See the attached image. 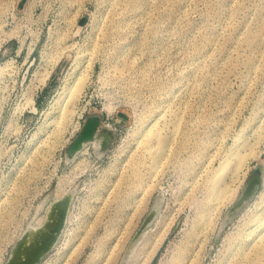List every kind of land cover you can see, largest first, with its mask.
<instances>
[{
    "label": "rangeland",
    "instance_id": "rangeland-1",
    "mask_svg": "<svg viewBox=\"0 0 264 264\" xmlns=\"http://www.w3.org/2000/svg\"><path fill=\"white\" fill-rule=\"evenodd\" d=\"M69 195L36 264H264V0H0V264Z\"/></svg>",
    "mask_w": 264,
    "mask_h": 264
},
{
    "label": "bare ground",
    "instance_id": "bare-ground-1",
    "mask_svg": "<svg viewBox=\"0 0 264 264\" xmlns=\"http://www.w3.org/2000/svg\"><path fill=\"white\" fill-rule=\"evenodd\" d=\"M76 87H77V89H79V86H76ZM74 89H75V87L73 88L71 86V88H69L67 93L69 94L72 91L74 93ZM77 127H79V126H77ZM151 134L155 138L154 141H156V144L160 150H163L169 146V142L171 141L169 139L170 135H166V134L162 133L161 131H156L155 133L151 132ZM140 139L136 142V146H137L136 149H138V147H143L142 149H144L146 147V153L147 154L145 153V150H144V153H142V154H144L145 156L146 155L150 156V154L152 153V151H151L152 143H150V141H148V142H146V144L144 146H142V144H144V143ZM85 142H87V141H85ZM84 143L82 144L81 147L77 148L76 150L71 152L69 155H71V156L74 155L75 152H77V150H79V149H81V150L85 149L83 146ZM253 149L254 148L252 147L250 149V151H246V152H241L240 150H242V149H239L234 153L235 155L232 154L233 157H235V156L237 158L239 157V160H237L238 161V166H236L237 168L238 167L240 168L243 165V163H245L246 160H248L250 155L255 154ZM160 159H161V157L157 156V153H156V155L153 156V163L144 165L145 170L147 172H149L152 170L151 168L153 166H156V168H157V165H159L158 162H160ZM231 159H233V158H231ZM231 159H229L228 157L226 158V160L223 162V165L218 169V173L215 175V181H213V186H212L213 197L218 202H224V200L227 199L230 194H232V188L231 187L226 188L220 184V181H221L220 177L224 174V172L227 170V168H229V163L231 161L236 160V159H234V160H231ZM130 161H131L130 164H131L132 168H135L134 169L135 173L132 176H129V178H131V180H132V183H131L132 186H135L136 183L138 182V180L141 181L142 173L137 171L138 167L136 166V164L138 161L137 160L136 161L130 160ZM236 164L237 163H235L233 165H236ZM133 165H134V167H133ZM148 176H150V175H148ZM69 177H70V179H72V176H69ZM70 179H68V180H70ZM59 186H60L61 192L65 191L66 186H64V187L62 185H59ZM233 190H235V189H233ZM58 192H59V190H58ZM69 199H70V195L68 196L67 200L66 199L65 200H60V199L54 200V202L52 203L51 210L48 213L46 220L41 224L38 223L36 225L29 226L30 228H29L27 234L24 236H21V238L17 241L13 252L11 253L10 257L8 258L7 262H9V260H10L9 264H32V262H31L32 257H34L39 251L47 250L49 247H51L53 245L54 241L51 242L52 234L56 230V227L59 226L60 224H63L64 221L66 220V213H67V206H68ZM4 200H7V198ZM263 210H264V208H263ZM152 214H153V212L147 218L146 222H148V220L150 219ZM146 222L142 225V228H144ZM139 233L140 232H138V234ZM7 262H5V264Z\"/></svg>",
    "mask_w": 264,
    "mask_h": 264
},
{
    "label": "water",
    "instance_id": "water-1",
    "mask_svg": "<svg viewBox=\"0 0 264 264\" xmlns=\"http://www.w3.org/2000/svg\"><path fill=\"white\" fill-rule=\"evenodd\" d=\"M98 125H99V118L97 116L89 117L86 120L80 135L73 142V144L71 146V152H73L77 148L81 147L85 141L92 140L95 137L94 135H95V131H96ZM261 174H262V167L261 166H258L255 168V170H253V172H252V174H251V176L247 182V185H246L245 189L243 190L241 198L238 200V202L235 204V206L232 209H235L238 206H240L246 199H248L251 195H253L260 188L261 182H262ZM62 225L63 224H60L59 226L56 227V230L52 234L51 242L56 240L57 236L59 235V233L61 231ZM45 251L46 250L39 251L34 257H32V259H31L32 264H36L38 259L41 257V255ZM9 262H10V260H9ZM9 262H7L6 264H9Z\"/></svg>",
    "mask_w": 264,
    "mask_h": 264
},
{
    "label": "flooded vegetation",
    "instance_id": "flooded-vegetation-1",
    "mask_svg": "<svg viewBox=\"0 0 264 264\" xmlns=\"http://www.w3.org/2000/svg\"><path fill=\"white\" fill-rule=\"evenodd\" d=\"M87 147V146H86ZM87 150H88V148H87ZM71 153V147L69 148V154Z\"/></svg>",
    "mask_w": 264,
    "mask_h": 264
}]
</instances>
